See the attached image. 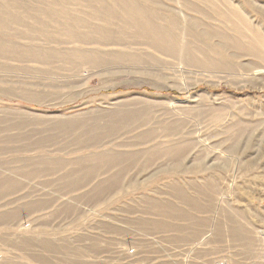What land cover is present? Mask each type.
Instances as JSON below:
<instances>
[{"label": "rangeland", "instance_id": "rangeland-1", "mask_svg": "<svg viewBox=\"0 0 264 264\" xmlns=\"http://www.w3.org/2000/svg\"><path fill=\"white\" fill-rule=\"evenodd\" d=\"M145 12L163 34L131 23ZM0 37L4 181L46 180L47 163H64L80 181L112 172L145 183L134 194L145 192V206L182 184L208 210L212 202L217 263L264 264V0H0ZM0 196V223L28 205ZM66 200L38 223L48 218L57 244L90 242L66 223L74 213ZM73 205L86 228L100 217L98 205ZM224 220L244 230V256L219 254ZM31 221L18 218L21 237ZM4 231L0 263L19 260L24 239ZM105 245L86 263L157 264L141 241ZM50 253L55 264H83L77 251Z\"/></svg>", "mask_w": 264, "mask_h": 264}, {"label": "crops", "instance_id": "crops-1", "mask_svg": "<svg viewBox=\"0 0 264 264\" xmlns=\"http://www.w3.org/2000/svg\"><path fill=\"white\" fill-rule=\"evenodd\" d=\"M109 161L112 162L113 158H109ZM63 166L64 163L59 165L47 163L44 168L47 174L48 172L50 174L46 175V180H39V174L38 176L35 174L36 177L33 180L18 184L4 181L5 174L9 173L0 176V193L5 191L6 197L4 198H9L5 202L14 201L15 203V200L22 198L23 203L28 204L26 207H21V210L12 208L7 211L13 213V219L9 218V221L0 223V228L5 229L3 234L21 237L19 229L18 231L16 229L18 218L24 219L26 216L32 220L29 223L31 228L29 232H22L29 234L21 237L24 240L20 244L23 243L21 246L26 248V252L21 254L19 260H7L0 264H55L54 261L49 260L50 252L56 253L63 248H66L67 251H77L79 262L87 264L86 255L97 256L103 253L98 252L105 249V244L110 243L112 239L121 237L131 240L134 244L141 241L143 248L148 245L147 251L153 253H146L147 258L148 260L154 258L155 253L157 264L217 263L218 259L215 261L214 255L215 223L212 202L209 205L210 210H208L207 200L194 201L195 197L189 195L187 189L179 183L180 185L176 184L172 191H168V196L165 192L163 199L159 198L157 201L151 202V206H145V192L140 197L134 196L138 192V188L145 186V183L123 180L124 178L119 177L118 173L112 172L105 179L93 180L91 179L93 176L99 175L92 173L88 177H86L88 174L85 175L80 181L73 178L74 175H77L71 174L73 170H62ZM40 167L43 168V166ZM59 167L58 171H54ZM120 172L125 173L123 169ZM77 176L79 177V175ZM50 177L53 179L50 180ZM172 184H168V186H172ZM179 189H182L185 195H179ZM21 192L24 193L20 196ZM65 195L68 196V200L63 203L71 204L69 208L74 210L73 215H63L68 217L66 223L72 224L73 228L78 227L79 231H82L78 235L94 236L90 242L77 243L73 247L72 244L65 243V241L57 244L55 237L61 235L53 228L52 223L48 222V218H46L45 224L38 223V221H44L38 218L39 215H44L42 212L52 208L54 203H59ZM75 202H78V205L88 203L98 205L101 214L93 226L86 228V216L78 218L81 215L79 212L81 206L73 205ZM64 204H61L60 210L56 209V211L66 209ZM83 215H85L84 212ZM216 230L219 231V229ZM218 236L221 240L219 254L224 255L221 257L227 256L230 252L233 254V258H239L240 253L244 256L245 233L243 229H240L239 222L236 225V222L224 220ZM155 241L157 244L151 246V243H155ZM16 243L14 241L13 245ZM40 248L46 252L45 262L40 261L41 257H39L40 260L38 259V256L41 255L37 253V250Z\"/></svg>", "mask_w": 264, "mask_h": 264}, {"label": "bare ground", "instance_id": "bare-ground-1", "mask_svg": "<svg viewBox=\"0 0 264 264\" xmlns=\"http://www.w3.org/2000/svg\"><path fill=\"white\" fill-rule=\"evenodd\" d=\"M151 11V10H150ZM127 14V13H126ZM156 17L154 14L150 13H139L138 15H135L134 18L131 20L132 24L136 27H140L145 31L146 34H153L154 36H160V34H163L161 31L154 28L153 25V18ZM3 19V18H1ZM13 21V20H12ZM15 22V21H14ZM134 22V23H133ZM2 23V22H1ZM16 23V22H15ZM17 24V23H16ZM2 25V24H1ZM5 25V24H4ZM15 25V24H14ZM2 27V26H1ZM8 28V27H7ZM14 28V27H13ZM10 29V28H9ZM15 29V28H14ZM17 30V29H16ZM10 33V32H8ZM18 33V32H16ZM138 33V32H136ZM10 35H12L10 33ZM66 35V34H65ZM19 36V35H18ZM1 38V37H0ZM3 41V40H2ZM11 44V43H10ZM11 46V45H10ZM14 47V46H13ZM9 48V46H8ZM13 51V50H12ZM52 55V54H51ZM53 58V57H52ZM129 133V132H128Z\"/></svg>", "mask_w": 264, "mask_h": 264}, {"label": "built area", "instance_id": "built-area-1", "mask_svg": "<svg viewBox=\"0 0 264 264\" xmlns=\"http://www.w3.org/2000/svg\"><path fill=\"white\" fill-rule=\"evenodd\" d=\"M262 260H263V262H264V251H263ZM217 264H226V263H225V262H218Z\"/></svg>", "mask_w": 264, "mask_h": 264}]
</instances>
